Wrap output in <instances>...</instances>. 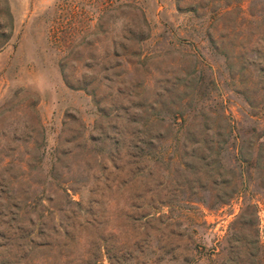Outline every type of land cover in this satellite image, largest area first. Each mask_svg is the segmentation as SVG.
Wrapping results in <instances>:
<instances>
[{
	"label": "rangeland",
	"instance_id": "rangeland-1",
	"mask_svg": "<svg viewBox=\"0 0 264 264\" xmlns=\"http://www.w3.org/2000/svg\"><path fill=\"white\" fill-rule=\"evenodd\" d=\"M261 249L264 0H0V264Z\"/></svg>",
	"mask_w": 264,
	"mask_h": 264
},
{
	"label": "trees",
	"instance_id": "trees-1",
	"mask_svg": "<svg viewBox=\"0 0 264 264\" xmlns=\"http://www.w3.org/2000/svg\"><path fill=\"white\" fill-rule=\"evenodd\" d=\"M139 29V31H135V33L136 34H134V41H139V40H144V39H146L147 38V36L146 35H144L145 33H144V31H140V27H137V30ZM146 36V37H145ZM132 40V41H133ZM120 47H122V48H124V50H126L127 49V47L126 46H124V45H120ZM113 49H114V52H113V54H114V57L116 58V56L117 57H119V58H121V63H119L118 65H117V67H119V68H124L125 67V64L127 63V64H132L130 61H129V59H128V53H116V46H113ZM135 55H137V56H139L140 55V53H135ZM91 68V67H90ZM111 69V67H106L105 65H104V69H103V71H108V70H110ZM62 72H63V76H64V80H65V82H66V84H68L69 85V79H68V77H67V71H66V68H65V66H63L62 65ZM124 73H126L125 71H124ZM87 75V73L85 74H82V79H85V76ZM106 79H108L107 77H106ZM71 86V85H70ZM83 90H87V88H84ZM167 93H168V91H167ZM156 95L158 96V101H156V104H153L152 106H151V109H152V111H154V112H157L158 110H160L162 107H163V105H165L164 104V102L162 101L163 100V98L165 99V98H167L168 97V94L166 95L165 93H156ZM173 104V103H172ZM174 106H176V108L178 109V108H180V106L179 105H176V104H173ZM162 110V109H161ZM176 110V109H175ZM170 113V115H172V116H175V117H177V116H180V114L181 113H179V112H174V111H170L169 112ZM154 118H153V122H155V121H157V120H159L158 118H157V116L156 115H154L153 116ZM159 121H162V119L161 120H159ZM162 138V136L161 135H157V136H155L154 137V139L155 140H158V139H161ZM151 145L153 146V147H155V145H153V143H151ZM244 224V223H243ZM258 235H257V239H258ZM259 240H257V242H258ZM252 256H253V263H255V264H258V263H263L264 262V250L263 249H261L258 253H255V254H252ZM231 261H233V262H235V258L233 259V257H232V259H231Z\"/></svg>",
	"mask_w": 264,
	"mask_h": 264
}]
</instances>
